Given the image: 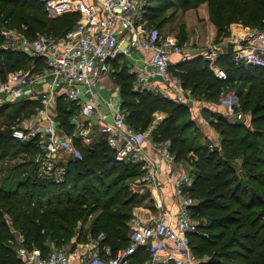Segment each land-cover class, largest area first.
<instances>
[{"label":"trees","instance_id":"trees-1","mask_svg":"<svg viewBox=\"0 0 264 264\" xmlns=\"http://www.w3.org/2000/svg\"><path fill=\"white\" fill-rule=\"evenodd\" d=\"M163 1L168 6L174 3L148 0L145 14L149 26L158 28L168 19L165 16L162 21L154 20L168 7L159 5ZM204 1L218 33L235 22L245 28H264V0ZM77 17L68 13L51 19L32 0H0V23L29 38L36 33L59 36ZM202 58L191 57L171 69L183 88L212 99L237 79L251 83L246 92L231 86L236 89L238 109L243 111L250 106V127L232 124L236 121L230 123L221 117L208 122L220 135L223 153L217 148L210 151V143L198 140L199 130L196 134H184L193 128L192 120L180 118V111L187 110V106L149 90H133L134 77L123 69L113 74L120 87V110L125 122L136 131L148 127L155 111H164L166 116L153 128L151 139L169 141L175 164H191L187 170L193 181L184 190L195 200L190 216L196 231L189 242L198 264H264V66H233L227 47L216 60L225 74L219 78ZM29 61L23 53L0 54L3 73L26 68ZM253 71L259 76H254ZM26 105H31L28 111L36 107L35 102L24 100L0 107V119L6 118L0 121V162L22 156L19 162L0 166V264H23L14 255L18 245L42 252L49 249L50 243L67 245L95 212L88 226L90 239L100 235L99 242L110 255L126 247L130 241L128 221L132 208L151 202L146 190L134 189L135 180L126 181L144 172L141 163L115 160L114 151L99 137L89 146L78 144L81 157L67 160L64 182L56 184L38 178L32 163L34 142L20 143L10 134L14 119ZM67 114L62 115L64 121ZM234 156L240 158L244 168L241 177L234 172L230 160ZM12 230L21 236L20 242ZM144 257L148 258V253L141 249L129 264H143Z\"/></svg>","mask_w":264,"mask_h":264},{"label":"built area","instance_id":"built-area-1","mask_svg":"<svg viewBox=\"0 0 264 264\" xmlns=\"http://www.w3.org/2000/svg\"><path fill=\"white\" fill-rule=\"evenodd\" d=\"M32 1L40 4L51 19L68 13L78 16L59 36L36 33L29 38L0 23V54L18 52L30 58L26 68L3 73L0 67V107L20 100L36 103L28 122L10 127L11 136L20 143L34 142L35 175L56 184L64 182L67 160L81 157L78 144L89 146L103 137L114 151L115 160L141 163L144 172L137 177L138 183L156 188L159 180L155 162L144 147L149 139L152 150L163 162L166 177L172 181L176 210L159 203L156 218L148 223L131 216L130 241L113 255L102 248L98 235L86 242L87 249L82 253L74 251L76 236L70 252L60 248L42 252L18 245L16 257L23 264H129L130 258L144 249L148 258L143 264H198L189 242L190 235L196 231L190 216L195 200L184 190L193 178L187 169L175 171L168 140L151 139V131L161 119L159 113H153L145 130L136 131L125 122L118 98L110 109L111 119L106 120L107 114H97L107 104L98 96L95 86L101 77L110 74L113 61L129 56L134 48L143 47L149 56L134 78L132 89L149 90L176 102L190 100V90L181 86L171 69L177 62L191 58L194 51L178 44L174 38L163 37L147 24L148 0ZM222 45L230 47L233 66H264V31L238 32L226 41H214L207 46L203 58L221 78L225 74L215 66L223 53ZM173 56H178V60H173ZM228 104L225 113L235 120L241 119L242 115L233 113L229 101ZM64 114H67L65 121ZM208 147L210 151L220 149L215 143Z\"/></svg>","mask_w":264,"mask_h":264},{"label":"rangeland","instance_id":"rangeland-1","mask_svg":"<svg viewBox=\"0 0 264 264\" xmlns=\"http://www.w3.org/2000/svg\"><path fill=\"white\" fill-rule=\"evenodd\" d=\"M162 1V0H161ZM174 2L173 5L168 6L166 2L159 3V5H162L163 7H167L166 10L160 11L158 17H156L154 20H159L162 21L163 17L165 16L168 17V19L165 21H162V24L160 27L156 28L154 25L150 24L151 28H154L157 30L158 33H160L162 36L166 37H175V41L183 46H186L187 49L190 48V50H194L196 53H199L200 51L206 50L207 46H209L212 42L214 41H226L229 38L234 37V34L238 32H247L249 30H255L254 28L256 27H244L242 26L239 22L232 23L227 29H224L221 33L217 32V28L214 25V21L210 19L209 17V11H208V6L206 1L204 0H183V1H177V0H169ZM201 6H207L205 15L202 16L199 14V7ZM153 22V21H152ZM210 26L214 27V36L212 38H209L210 36ZM261 31H264V28H261ZM189 47V48H188ZM226 49L225 45H222V51ZM200 50V51H199ZM194 56V55H193ZM192 56V57H193ZM176 58V57H172ZM210 68V67H209ZM254 76H259L257 72H252ZM116 77V76H115ZM114 77V81L116 82V79ZM244 78V77H242ZM259 78V77H258ZM262 79H264V76H261ZM134 78H132L133 82ZM253 82V81H251ZM232 84V85H231ZM250 81H247L246 79H237L233 83H230L228 88H225L220 90L217 96H215L212 99H205L203 98V94H199L198 91H190V106H187V110H181L182 116L180 117L181 119H186L189 118L192 120L191 122L193 123V128L188 129L184 131V134L190 135V134H196L197 132L200 131V135L198 140L201 142H209V140H206L203 137V133L207 132L209 135L212 133L215 135L217 134L218 141L215 144H218L220 147V135L219 133H216L208 124L209 120L217 119L218 117H221L225 120H228V122H235L232 124H247L250 127V114H249V107L248 106L246 109L243 111H240L238 108V102H237V94H236V89L231 87V86H238L243 92H246L248 86H249ZM118 88V94L120 97V87L119 84H117ZM140 90V89H137ZM110 92H104V96L109 98ZM104 98V97H103ZM228 101L231 105V108L233 110V113H240L241 119L235 120L234 116L231 114H226V108L228 109ZM31 105H26L24 108L18 113V116L14 119V122L12 123L11 126H18L21 123L28 122L30 118L32 117V114L34 111H28ZM218 106H221L220 108ZM29 108V109H28ZM236 109V110H235ZM219 110V111H218ZM164 112V111H163ZM4 116L0 119L3 120ZM6 118H4V121ZM264 124V123H262ZM198 126V127H196ZM196 128V129H195ZM199 130V131H197ZM238 130V129H237ZM214 131V132H213ZM239 133L243 132V129L241 131H238ZM222 147V146H221ZM224 147V146H223ZM220 153H223L222 148L219 150ZM19 156L12 158V159H7L8 161H1V164H11L13 162H19L20 161ZM230 160H232V166L234 167V172L238 175V177H241V175L244 174L243 170L244 168L241 166V161L240 158L234 156L233 158L231 157ZM191 166V164L188 163H182V167L184 169H188ZM1 171V170H0ZM136 180V177L134 179H126L127 182L132 183ZM136 189V187H134ZM148 193V192H147ZM149 194V193H148ZM146 199V198H145ZM96 214L92 213L91 218H88L85 223L82 225V229H80L77 234L71 238L69 243L64 246H55L53 243L49 244V249L50 248H60L67 250L68 252L72 251L71 248L75 244L74 238L76 236L78 239L76 241L86 243L88 239H90V235L87 234L88 232V226L90 224V219L93 218V216ZM78 230V229H77ZM12 233L14 234V237L20 242L21 241V236L18 235L17 233H14L12 230ZM71 242V243H70ZM102 248H106L105 245H102ZM37 249V248H36ZM108 250V248L106 249ZM16 251V248L14 249ZM16 253L14 252V255ZM146 257L143 258V260ZM140 259V258H139Z\"/></svg>","mask_w":264,"mask_h":264},{"label":"crops","instance_id":"crops-1","mask_svg":"<svg viewBox=\"0 0 264 264\" xmlns=\"http://www.w3.org/2000/svg\"><path fill=\"white\" fill-rule=\"evenodd\" d=\"M206 9H207V6L199 7V14L204 16ZM209 29L211 32L209 35L210 36L209 38H212V36H214V27L210 26ZM171 38L175 39L174 36H172ZM204 51H200L199 53H196L194 51L193 55L194 56H203ZM148 56H149V51L147 49H145L143 47H138V48H134L129 56L118 57L117 60H115L111 63V70L112 71L110 72V74H108L107 76L101 77L99 82H97L95 84L98 96L102 100H104L107 104V105H102L100 110L97 112V114H99V113L107 114V115H105V119L106 120L111 119V117L109 115L110 109L113 108L112 106H115V104H114L115 99H118V98L120 99L119 94L116 91V88H118V86L114 81L113 74L118 72V70L123 69L126 74H130L134 78H136V76L140 72L141 68L145 65V62H146ZM173 57H176V58H173V60H178V56H173ZM188 59H190V58H188ZM202 59H205V58H202ZM215 68L218 71L224 72L217 64H216ZM210 70L213 72V74L216 77L221 78L220 76L217 75V72H215V70L213 68H210ZM156 83L158 84L159 87L162 86L161 82L156 81ZM106 91L110 92L109 98L104 96V92H106ZM177 103H182L185 106H190L189 100H185L183 102H177ZM155 112L159 113L161 119H163L166 116L163 111H155ZM150 137H151V134H150ZM203 137L206 140H209L210 143H217L218 138H219L217 136V134L214 135L212 133L211 135H209L208 131L203 133ZM150 143H151V141L148 139L145 142L144 147H145L146 153L155 162V168L157 171V178L159 180V184L155 188L152 185H139V184H137L138 183L137 180H135L134 187L139 188V191L140 190H146L149 193V197H150L151 202L149 203V205H136L132 208V211H131L132 216H136L137 218H139V220L141 222H145V223H148L151 220L156 218L159 203L164 204L171 211L176 210V200H175V195H174V188L172 186V181L170 178L166 177L165 172H164L163 162L159 158V156L152 150ZM4 161H8V160L6 159ZM182 170H185L182 167V164H176V170L175 171L180 172ZM91 217L92 216L90 215L89 218H91ZM91 220L92 219H90V221ZM86 249H87L86 243L77 242V244L75 245L74 251L76 250L79 253H82Z\"/></svg>","mask_w":264,"mask_h":264}]
</instances>
